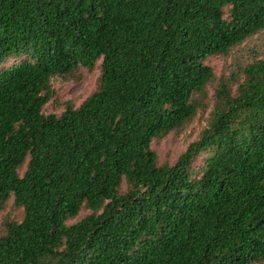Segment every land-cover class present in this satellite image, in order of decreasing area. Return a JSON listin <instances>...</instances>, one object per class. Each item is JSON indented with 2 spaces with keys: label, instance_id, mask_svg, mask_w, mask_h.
Segmentation results:
<instances>
[{
  "label": "trees",
  "instance_id": "16d2710c",
  "mask_svg": "<svg viewBox=\"0 0 264 264\" xmlns=\"http://www.w3.org/2000/svg\"><path fill=\"white\" fill-rule=\"evenodd\" d=\"M262 31L264 0H0V264H264V49L209 64Z\"/></svg>",
  "mask_w": 264,
  "mask_h": 264
},
{
  "label": "rangeland",
  "instance_id": "374dc122",
  "mask_svg": "<svg viewBox=\"0 0 264 264\" xmlns=\"http://www.w3.org/2000/svg\"><path fill=\"white\" fill-rule=\"evenodd\" d=\"M264 49V31L257 33L240 45L235 47L226 57H214L209 60L217 74L229 73L237 70L245 62L258 57ZM16 60H9L6 64H11ZM77 73V72H76ZM99 70L94 69L93 72L81 68L75 76L55 77L51 80L52 88L55 91L53 99L46 105V113L59 114L63 110V104L71 102L75 106L80 105L95 89ZM196 126L194 125V128ZM191 130L174 137L173 134L167 135L159 141H153L151 147L157 152L160 160L165 158L175 159L184 149L189 139ZM196 162L200 163V160ZM5 211H0V221Z\"/></svg>",
  "mask_w": 264,
  "mask_h": 264
}]
</instances>
